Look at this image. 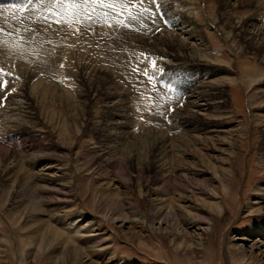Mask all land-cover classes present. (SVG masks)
I'll return each instance as SVG.
<instances>
[{
  "label": "rangeland",
  "instance_id": "rangeland-1",
  "mask_svg": "<svg viewBox=\"0 0 264 264\" xmlns=\"http://www.w3.org/2000/svg\"><path fill=\"white\" fill-rule=\"evenodd\" d=\"M111 2L113 0L76 7L69 3L53 8L50 0H0V28L4 29L0 32V69L5 74L2 80L7 82V87L0 89V134L8 129V123L17 119L21 129L26 125L30 130L27 133L29 136L25 133L5 138L7 132L5 136H0V140H4L0 145L13 148L18 161L25 160L31 153L39 152L36 147L28 148L32 134L34 141L53 145L44 153L55 152L51 154L54 156L52 160L65 165L66 177L74 180L71 188L55 186L59 189L56 192L35 188L20 192L15 186L0 180V264H262L264 245L261 246L263 252L258 256L260 259L249 257L250 246L260 235L253 232L250 237L243 235V231L264 223V203L260 204L263 207L260 213H248L246 209L258 199L255 188L264 185V165L261 161V157L264 158V125L254 120L255 115L264 117V63L261 57L264 49L245 43L236 36L233 26L224 25L226 12L221 0H157L156 4L153 0H145L143 5L135 0V7L131 6L133 0H114V7H107V3ZM231 3L229 13L232 21L243 17V24L253 20L260 29L264 28V0H232ZM52 12L59 15H53L51 21L45 19ZM56 19L62 22H52ZM183 25L187 28L192 26L181 33L178 27ZM190 32L196 35L188 41L198 52L197 57L207 58L199 62L216 70L212 78L224 90L221 101H225L229 113L219 120L222 125L219 124L218 129L224 130L227 135V132H234L230 133L234 136V153L227 156L228 148H222L225 150L214 154L218 158L227 156L229 171L232 157L237 152L242 154L234 170L236 179L231 181L232 174L225 172L228 175L227 188L226 185H216L218 210L204 206L202 209L206 213H200L198 219L194 212L192 219L186 212L184 215L181 212L173 214L170 218L162 214L164 220L159 224L153 214L157 213L152 206L155 201L142 191L144 178L149 173H144V178L136 182L132 177L126 179L127 172L122 169L119 175L116 174L117 168L108 172L110 178L115 177L114 185L121 187L115 186L117 190L126 193L124 199L111 196L109 190L104 191L114 185L101 187L100 177L107 170L99 167V158L94 156L97 136L90 130L89 122L97 121L102 114L98 99L87 107L83 104L84 99L80 97L83 88L81 76H97L95 71L100 67L103 74L108 73L118 79L120 87L126 89L124 102L129 114L126 119L129 139L128 135L125 138L120 136V141L133 142L143 137L152 140L157 135L169 143L166 155L170 156V144L185 135L173 123L175 109L182 108L184 103V93L175 88L190 78L186 68L195 63L187 56H177V63L167 60L163 51L174 55L179 49L182 51ZM29 72H32L31 75ZM24 87L33 89L35 96L32 99L36 98L37 102L33 111L36 108L39 122L27 121V118L15 113L19 100L24 101L23 106L27 107V103H33L31 98L20 96L19 100L14 98L9 102V98ZM12 108L13 113L10 111ZM201 112L198 113L202 116L207 113ZM120 147L116 153L118 157L124 154V149ZM24 165L26 177L32 179V174L44 171L45 164L40 162L34 167ZM90 168L92 171H89ZM199 168L204 169V166ZM252 169L254 173L251 175ZM212 171V168L207 170L208 176H213ZM28 172L32 174L28 175ZM207 180L211 184L209 178ZM179 186L185 190L191 188H186L184 182ZM91 187H94L95 194ZM101 193L104 197L99 195ZM184 194L190 199L185 202V205L189 204L188 209L201 208L195 202L200 196L193 197L188 191ZM231 195L242 196V203L235 204ZM37 209H45L38 219L31 221L27 218ZM79 214L82 215L79 222L82 234L75 241L77 245L70 246L74 251L61 252L62 249H58L44 252L42 248L36 250V246H28V242L42 238L46 233L45 227L40 226L41 219L46 221L52 220L55 215H65L68 219L65 223H68L69 219ZM34 228L36 231L32 232ZM88 228L92 231L85 232ZM52 236L55 238L56 235ZM238 236L248 239H238ZM68 240L73 241L71 238Z\"/></svg>",
  "mask_w": 264,
  "mask_h": 264
},
{
  "label": "bare ground",
  "instance_id": "bare-ground-1",
  "mask_svg": "<svg viewBox=\"0 0 264 264\" xmlns=\"http://www.w3.org/2000/svg\"><path fill=\"white\" fill-rule=\"evenodd\" d=\"M221 1L225 5V7H224L225 11L224 12H226V19L223 22L224 25L233 26L236 30L235 31L236 36H239L241 38V40H243L245 43L248 42V44H250L253 47L258 46L260 49L261 48L264 49V28L262 27V29H260L257 25H255L253 20H249L248 24H243L244 21H242V20L245 19L243 17L241 19L238 18V20L235 22L232 21L231 15L229 13V10H231V8H232V3H231L232 0H221ZM222 8H223V6H222ZM179 19H178V21H179ZM175 20H177V19H175ZM177 25H179V24H177ZM191 26L192 25H190L189 28ZM189 28H187V25H183L182 28L178 27V29L180 30L181 33L184 32V30H190ZM180 32H179V34H180ZM191 33L192 32H190L188 34V36L186 37L187 40H184V41H187V44L184 46L182 51H180V49H179L180 52L177 51L175 53V55L172 52L165 53L163 51V53H164L163 56L167 60H172V61L174 60L176 62L177 56H180V57L187 56L188 59L190 58V60H192L195 63L194 65L192 64V67L189 69L184 66L186 68V71L189 74L190 78L185 77L186 80L183 81L184 83L178 84V86L175 88L178 92L184 93V95H182L184 103H183L182 108L178 107L177 109H175L174 116H172L173 117V123L185 135L183 136L184 138L180 139V136H179V140H177L178 139L177 138L176 141L173 140L174 142H172V143L170 142L171 143L170 144V151H171L170 156L166 155V152H168L167 150L169 147V143L166 141V139H164L163 137H160V136L158 137L157 135L153 136L152 140H147L145 137L142 136L143 137L142 139H137V140L134 139L133 142H129L130 140L120 141V139H119L120 136H124V138H125L129 134V133L127 134V128L129 126L126 125L128 122V121H126V119L129 117V114H127V106L124 102V98L126 97V89L120 87V85L118 83L119 81H117L118 79L116 80V78L114 76H110V75H108V73L103 74V72L100 71L99 66H98L99 69L96 68L97 71H95V72H97V76L94 75L96 77L95 79H92V77H94L92 75H91L92 76L91 78L89 76H87V77L81 76V77H83V79H81L83 81V88L80 91L81 92L80 97L82 96L84 99V100H82L83 104L85 103V105L87 107L88 104L94 103L95 99H98L97 103L99 104V111H100V114H102L101 117L99 119H97V121L89 122L90 130L92 132H94L95 135L97 136V141H96L97 145L95 146L96 150H94V156L98 157L99 160H98V162L95 160L94 161H95V163L96 162L98 163L100 168L107 170L106 172H104L105 174L100 177L101 178L100 179L101 187H104L103 185H106V184H107L106 186H108V185L113 186L116 183V182H114L115 177L112 176L114 178V180H113V178H110L111 175L109 176V174H108L109 171L113 172L112 169H115V168H117V171H116L117 175H119L118 172L121 171V169H122V171H124V172L126 171L128 173V174L126 173V176H127L126 179H130L132 177L131 179H133L134 181L136 180V182H138L140 179L144 178V173H149L150 175L147 176L146 178H144L145 184H144V189L142 191H144L146 194H149L150 196H152L151 199L153 201H155V202H153L152 206H153L154 212H157V213H153V214L155 215L154 216L155 219H158L156 222H158L159 224L163 223V220H164L163 215H165L167 218L168 217L170 218V216H173V214L176 215L179 212H181L183 214L184 212H186L187 214H190L189 217H191V219H192V214L194 212L195 215L197 216L195 218L198 219V218H200L199 215H201L202 212H204V209H202V207H204V206H207L209 209H217L218 210L220 208L219 207V201H217V199L219 197V192H218V187L216 185L224 187L227 184L228 175L225 172H230L232 174L231 181L236 179V176H235L236 172L234 173V170L236 168L235 167L236 162H237V160L240 159V156L242 154V152H239V153L237 152L232 157L233 159L229 163V167H230V171H229L228 165H227L228 164L227 163L228 162L227 156H230L231 153H234V152H232V146L234 144V140H233L234 136H232L230 134L232 132H227L228 133V135H227V134H225L226 132L223 133L224 130L218 129L219 124H220L219 120L222 117H225L224 115L229 113L227 104L225 103V101H223V99L221 101V97L223 96L224 90L221 88L220 84H218L219 82H216L215 78L214 79L212 78V75L215 74L216 70H214L212 67L211 68L208 67L206 64L203 65L202 63L199 62V61L203 62V60L205 61L207 58L202 59L200 57H197L198 52L193 50L195 48H192L191 46H193V45H192V43H190L191 41H188V40H192L196 36V35L193 36ZM6 48L8 49V51L11 50L9 47H6ZM205 51H207V50H205ZM160 55H161V53H160ZM171 56H173V57H171ZM169 57H171V59H168ZM261 57H262V60L264 63V50H263V54L261 55ZM112 62H113V60H112ZM166 64H168V63L166 62ZM206 66H207V68H205ZM87 72H89V71H87ZM31 73H30V75H31ZM231 79H233V77ZM262 80H263V84H264V78ZM172 91L174 92V90H172ZM42 93H43V91H42ZM175 93H176V91H175ZM183 93H181V94H183ZM20 96H22L24 98L27 97V98L32 99V96L34 97L35 95H34L33 89L31 87L20 88V90L17 92V94L15 96H12L9 98V102H10V99L13 100L14 98H17V100H19ZM35 99H32V101H33L32 105L27 103L28 104L27 107L23 106L24 101L19 100V102H18L19 106H18L17 111L15 113H17L18 115H20L22 117H25V119L27 118L26 119L27 121H29L30 119L38 121L37 120L38 117L36 116V111H35L36 108L33 111L34 104L35 103L37 104ZM127 99H129V98H127ZM199 101H200V103H199ZM10 111H12L11 113H13V108ZM200 111H202V112L207 111V113H205V116H202L200 113H198ZM252 113H253V111H252ZM13 120H14V118H13ZM17 120H16V122L14 120V122L8 123L9 124L8 129L1 132L0 136L1 137L5 136V133H7V132H8V134H7V137H5V138L11 137V136H20L22 134L25 135V133L26 134L29 133L30 130L25 127L26 125L22 126V127H24V129H21V126H19V125H21L20 121L18 122ZM254 120L257 122H263L262 125H264V117L258 118V116L255 115ZM23 121L24 120H22V122ZM24 122H26V121H24ZM33 122H32V124H33ZM35 124H36V122H35ZM220 125H222V124H220ZM30 126H32V125H30ZM27 135L29 136V134H27ZM30 135H31V142L29 143L28 148L33 149L36 147V148H38L39 152L31 153L29 155V157L25 160L18 161L19 159L16 158V154L14 153L13 148H11L7 145L6 146L0 145V180L2 182H5V184H9L12 187L15 186L20 192H23V191L29 192L33 188H35L34 190H36V189L37 190H43L44 192L47 190H48V192H50L51 190L56 192L58 187L55 188V186H57V185H61L60 186L61 188H66V187L71 188L74 180H72L69 177H66L68 175L66 173V171H64L67 169L66 166L65 165L62 166L59 163H57L55 160H52L53 155L51 156V154H54L55 152L54 153L52 152L51 154H50V152L44 153L45 151L52 148L53 145H51V144L49 145V143L44 144V143H41L39 141L36 142L32 138L33 135L32 134H30ZM132 136H134V134H132ZM34 137H35V135H34ZM127 138L129 139V135ZM3 141L4 140H2V141L0 140V144H2ZM118 143H120V146H122V149H124V154L122 155V157H118L117 156L118 154L116 155L117 151L121 148L118 145ZM222 148H228L227 149L228 155L225 157L218 158L217 155L214 153L225 150ZM19 158H20V156H19ZM233 160H234V162H233ZM261 161L263 162V165H264V158L263 157H261ZM40 162L45 164V165H43L44 171L39 172V173L36 172V174L29 173L30 172L29 171L28 175L32 174L31 177H33V178L29 179L30 176H29V178L26 177V175H25L26 168L24 169V167L26 165H24V164H27L30 167H34L35 164H39ZM206 165H208V166H206ZM209 165H211V166L209 167ZM89 166H93V164H90ZM200 166H204V169L199 168ZM211 168L213 170L212 171L213 176L212 175L208 176L207 170L211 169ZM31 169H34V168H31ZM89 171H92L91 168ZM133 171H134V173H133V175H131L130 173H132ZM253 173L254 172L252 169L251 175ZM207 178H209L211 184H208L209 182H207L208 181ZM182 182L185 183L186 188H188V186H191V188L189 187L188 190H185V188H181L179 186V184H181ZM187 183H189V185ZM115 186L119 188V185L118 186L114 185L113 188L109 189L110 187H107L108 189H104V191L109 190L110 191L109 193H111V196L117 195V196H119V198L121 197V199H124L126 197V196L124 197V195L126 193L123 191L117 190V188ZM91 188H92L91 189L92 193L95 194L96 191H94V187H91ZM96 188H98V187H96ZM225 188H227V185L225 186ZM255 189H256V192H254V193L256 194V198H258V199L253 202V205L247 206L246 209H248V213H256V212L260 213L263 210V207L260 204L264 203L263 202L264 201V199H263L264 198V185L262 187L259 186ZM15 191H17V190H15ZM33 191H31V193ZM57 191H59V189ZM184 191L185 192L188 191V192L192 193L193 197L199 198V196H200L199 200L195 201V202H197L196 204L199 205L198 207H200V205H201V208H199L200 211L199 210H193L192 211L191 209L187 208V206L189 204L185 205V202H189L190 199H188L186 197V194H184L185 193ZM34 194H35V192H34ZM103 194L104 193H101L99 195L104 197ZM95 196L96 195H94L93 197H95ZM116 197H114L115 200H116ZM231 197L233 198V201L235 204L238 205V204L242 203V200H243L242 196L237 197V195H236V197H234V195H231ZM120 201H122V200H120ZM56 205H57V202H56ZM38 206H36V207H38ZM32 207H33V204H32ZM61 208H64V206L63 207L61 206ZM45 209H37L35 211H32L31 213H29V215H27V218H29L31 221L34 219L36 220L39 218L40 215L43 214L42 210L44 211ZM29 210H31V209H29ZM204 213H206V212H204ZM120 214H122V213H120ZM157 214H158V217H156ZM55 216H53L54 218H52V220H50L51 218L49 220L47 219L46 221H45V219H41V220L39 219L40 223H41V225H40V223H39V225L42 227H45L46 233L44 236H42V238L39 236L41 239L35 238V241L28 242V246H30L32 248L36 246L35 247L36 250H39L40 248H42L44 250V252L45 251L46 252L56 251L58 249H62L61 250V252H62V251H69V249H73V247L71 248L70 246L73 244L75 245L76 244L75 241H78L77 240L78 237L82 234V232L80 230L82 228H80V226H79L80 225L79 222L82 220V218H81L82 215L79 214L75 218L69 219L70 221L68 223H65V220L67 219L65 215L64 216H58V217H55ZM123 216H124V214H123ZM193 216H194V214H193ZM40 218H43V217H40ZM189 219L190 218H188V220ZM39 220H38V222H39ZM66 221H68V219ZM33 222H36V221H33ZM187 223H188V221H187ZM35 231H36V229L32 232H35ZM38 231H39L38 232V234H39L40 230H38ZM42 231H43V229H42ZM82 231H84V230H82ZM90 231H92L91 228H88L85 230V232H90ZM253 232L258 233L260 235V238H257L255 243H253L250 246L251 252H250L249 257L254 258V259H260L258 256L263 252V250H261V246L264 245V223H259L256 228L246 229V231H243V235L251 237ZM66 233H73V235L71 236L69 234L70 236H68ZM63 234H65V236ZM52 235H56L55 238H53ZM67 236L69 237L68 239L71 238L73 241L70 242L66 238ZM238 239L244 240V239H248V237L241 236ZM258 242H260V243H258ZM75 247H77V246H75ZM80 249H82V248H80ZM74 250L75 249H73V251ZM78 250H76V252H78ZM254 251H257L258 253L255 254ZM73 253L75 254V252H72V254ZM263 263H264V261L262 262V264Z\"/></svg>",
  "mask_w": 264,
  "mask_h": 264
},
{
  "label": "snow or ice",
  "instance_id": "snow-or-ice-1",
  "mask_svg": "<svg viewBox=\"0 0 264 264\" xmlns=\"http://www.w3.org/2000/svg\"><path fill=\"white\" fill-rule=\"evenodd\" d=\"M42 2H45V0H42ZM97 2H99V3H105L106 0H50V3H51V5H52L53 8H55V6H57V5H67L69 3H71L73 7H76L79 4H89V3H97ZM156 2H157V0H153V4H156ZM139 3L141 5H143L145 3V0H139ZM106 6L109 7V8L114 7V0L111 3H107ZM131 6L132 7H135L136 6L135 0H133V3L131 4ZM125 7H127V5ZM53 15H59V14L58 13H55V12H52V13H50L49 16L45 17V19L51 21V17ZM88 18L91 19V16L89 15ZM132 19H135V18L132 17ZM52 22L59 24L62 21L60 19H56L55 21H52ZM3 31H4V29L3 28H0V32H3ZM134 71H136V69H134ZM144 74L147 75V72H145ZM4 75L5 74L3 73V70L0 69V89H4V88L7 87V82L2 80V77ZM12 90L14 91V89H12ZM0 102H2V98H0ZM149 110H150V108H149Z\"/></svg>",
  "mask_w": 264,
  "mask_h": 264
}]
</instances>
